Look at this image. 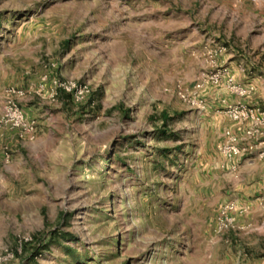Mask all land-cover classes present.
Masks as SVG:
<instances>
[{
	"label": "rangeland",
	"instance_id": "obj_1",
	"mask_svg": "<svg viewBox=\"0 0 264 264\" xmlns=\"http://www.w3.org/2000/svg\"><path fill=\"white\" fill-rule=\"evenodd\" d=\"M0 80V114L14 87L54 138L0 126V264H234L235 190L208 183L248 126L225 107L264 110V0H0Z\"/></svg>",
	"mask_w": 264,
	"mask_h": 264
},
{
	"label": "built area",
	"instance_id": "obj_2",
	"mask_svg": "<svg viewBox=\"0 0 264 264\" xmlns=\"http://www.w3.org/2000/svg\"><path fill=\"white\" fill-rule=\"evenodd\" d=\"M214 83L220 81V75L214 74L210 77ZM197 83L195 87H200ZM227 88L230 92L239 96H244L249 91L246 87L233 82L231 78L227 79ZM68 92H72L76 101L81 100L89 89L87 85H75L74 83L65 86ZM22 92L14 87H7L3 92V106L0 114V126L15 130L19 138L34 139L36 136L34 120L26 118L23 110L17 104L15 97L20 96ZM179 96L185 100V94L179 93ZM226 115L235 123H247L241 136L230 129H225L221 141L217 145L218 151L226 159L242 157L245 154L254 153L258 146L264 141L260 138L264 136V110L252 108L243 102H238L225 107ZM258 156H264V149L258 151ZM260 225L264 226V196L261 200ZM245 207L235 201H227L222 204L217 212L214 224V232L224 234L229 230H240L243 228L238 222V216L245 212ZM14 256L12 251H5V259Z\"/></svg>",
	"mask_w": 264,
	"mask_h": 264
},
{
	"label": "crops",
	"instance_id": "obj_3",
	"mask_svg": "<svg viewBox=\"0 0 264 264\" xmlns=\"http://www.w3.org/2000/svg\"><path fill=\"white\" fill-rule=\"evenodd\" d=\"M3 85L4 84L0 80V90L3 89ZM17 100L27 117L36 116L31 111V107H34V104L29 106L28 103L23 102L25 100L23 97H18ZM45 122L46 121H42L43 129ZM43 129L39 128L42 132L36 135V140L32 145L31 142L30 144L22 142L18 145L20 147L17 148L19 150L28 148L31 153L36 156H41L39 154L41 148L43 146L46 147V145L54 140L49 131L45 133ZM10 131L12 134L8 132L6 135L10 137V139H13L14 145H17L19 143L15 137V135L17 136V132L15 130ZM237 131H239V129ZM261 140L264 141V136L261 137ZM211 144L213 146L209 151L213 156L214 152H212V150L214 144ZM262 149H264V143L259 145L257 151L251 153L249 156H245L241 159L235 158L227 160L218 153L219 151L216 148L215 154L221 156L220 158L222 159H219L218 162H216L215 159L212 160V164L219 170H216L219 174L217 176H210V181L207 183L214 186L216 183L222 186L229 185L230 188L235 190V193L229 197L225 196L221 200L235 201L246 209L243 214L238 216V222L243 228L240 230L238 229V233L229 232L231 233V236L238 235V243L235 245V248L237 249V258L233 261L234 264H264V226L259 224L260 212L262 209L261 200L264 196V156L259 157L258 151ZM38 160L43 165L46 164L44 157L43 160L40 158ZM234 241L237 242L235 237ZM227 256L228 255H226V258Z\"/></svg>",
	"mask_w": 264,
	"mask_h": 264
}]
</instances>
